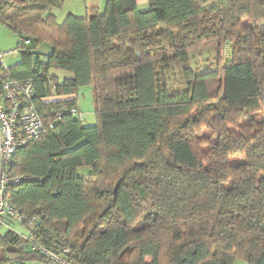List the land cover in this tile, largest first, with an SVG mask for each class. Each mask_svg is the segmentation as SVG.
<instances>
[{"label": "trees", "instance_id": "1", "mask_svg": "<svg viewBox=\"0 0 264 264\" xmlns=\"http://www.w3.org/2000/svg\"><path fill=\"white\" fill-rule=\"evenodd\" d=\"M136 1L59 24L64 0H0V25L29 42L9 74L32 81L54 121L12 157L10 174L31 178L8 187L12 205L40 219L0 225V264H46L31 240L66 246L72 264H264V0ZM205 47L224 57L194 71ZM83 88L95 125L56 121Z\"/></svg>", "mask_w": 264, "mask_h": 264}, {"label": "built area", "instance_id": "2", "mask_svg": "<svg viewBox=\"0 0 264 264\" xmlns=\"http://www.w3.org/2000/svg\"><path fill=\"white\" fill-rule=\"evenodd\" d=\"M22 45H28V41L21 39ZM18 50L3 53L0 51V225L5 220H11L17 225L23 226L27 231H35L40 218L27 220L13 207L8 187L19 184L21 181H30V177H13L10 174L11 160L15 152L44 135L47 129L52 128L53 122L44 123L35 101L36 93L32 81L18 80L10 76L9 68L4 58ZM49 100H44L46 103ZM77 117L83 121L82 113L71 107L65 112L54 115L56 121H60L65 114ZM27 239L24 235H20ZM29 251L46 259V264H72L68 260L69 249L66 246H57L54 240L52 250L39 241H29Z\"/></svg>", "mask_w": 264, "mask_h": 264}, {"label": "rangeland", "instance_id": "3", "mask_svg": "<svg viewBox=\"0 0 264 264\" xmlns=\"http://www.w3.org/2000/svg\"><path fill=\"white\" fill-rule=\"evenodd\" d=\"M60 24V22H59ZM20 39L7 30L4 26L0 25V51L6 53L8 51L16 50ZM224 45V44H222ZM220 48V47H219ZM22 50H18L16 53L8 54L4 58V62L8 68L14 67L19 64L22 60L21 55ZM52 49L49 45L44 44L33 51V55L31 56L32 61L39 62L44 61V57L50 55ZM225 54V50L223 47L220 49H216V47H205L195 54L191 55L190 60V68L194 71H204L212 68L220 58H223ZM51 76L56 77L59 80H62L68 74L63 73L57 70H51L49 72ZM65 76V77H64ZM168 86L171 91L176 92L178 90H182L183 88V77H182V68L180 66H174L168 73ZM77 104L81 109V113L83 115L82 125L84 126H94L96 123V117L94 114L93 108V99L90 88L80 89L77 93ZM16 231L20 232L22 235L25 234L21 227H16ZM20 264V263H18ZM30 264H40L37 262ZM234 264H246L240 260H236Z\"/></svg>", "mask_w": 264, "mask_h": 264}, {"label": "crops", "instance_id": "4", "mask_svg": "<svg viewBox=\"0 0 264 264\" xmlns=\"http://www.w3.org/2000/svg\"><path fill=\"white\" fill-rule=\"evenodd\" d=\"M106 1L107 0H64L61 8L54 11L56 22L62 23L68 15L85 17L89 9H97L99 12H102ZM136 2L139 10L144 11L147 9V0H137ZM77 98L78 95L76 96V106L81 112V109L77 104Z\"/></svg>", "mask_w": 264, "mask_h": 264}]
</instances>
